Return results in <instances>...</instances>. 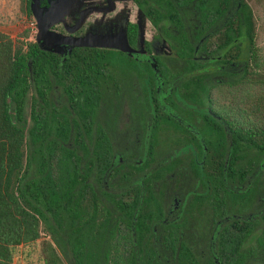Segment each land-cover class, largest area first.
Returning a JSON list of instances; mask_svg holds the SVG:
<instances>
[{
  "label": "trees",
  "instance_id": "obj_1",
  "mask_svg": "<svg viewBox=\"0 0 264 264\" xmlns=\"http://www.w3.org/2000/svg\"><path fill=\"white\" fill-rule=\"evenodd\" d=\"M130 1L170 54L61 55L0 31V264L40 225L42 264L61 262L52 243L69 264H264V123L218 96L264 87L250 7Z\"/></svg>",
  "mask_w": 264,
  "mask_h": 264
},
{
  "label": "rangeland",
  "instance_id": "obj_2",
  "mask_svg": "<svg viewBox=\"0 0 264 264\" xmlns=\"http://www.w3.org/2000/svg\"><path fill=\"white\" fill-rule=\"evenodd\" d=\"M112 0H105L100 6L92 5L81 10L78 17L69 20L67 12H71L74 6H82L81 0L74 5V0H62L69 2L65 10L61 9L46 18L33 7L31 14L27 15L19 9L18 0H0V31L11 38L41 40L46 47L59 48L60 43L66 44H94L113 48H126L123 43L122 32L126 21L132 20L138 23V40L134 50H143V39H150V47L154 53L170 54L171 50L167 43L153 30V27L145 19L142 12L130 0H113L114 12L108 14ZM250 7L254 23V44L256 47V59L260 65H264V0H245ZM90 3H95L92 0ZM98 4V2H97ZM52 13V12H51ZM104 14V16L102 15ZM107 15V16H105ZM91 18V20H90ZM71 24L65 29L62 23ZM26 31V35L22 33ZM57 42L58 45L54 44ZM129 50H133L129 47ZM221 108L240 109L247 111V123H264L262 107L255 109L254 105L264 103V87L257 84H247L242 88H220L218 93ZM236 100L239 106H233ZM234 101V102H233ZM49 234L43 225L39 228V237L34 248L27 247L29 254H18L14 258L15 264H42L45 255L44 243L51 241ZM53 247L60 257V264H69L66 257L61 255L60 249L54 244ZM26 249V248H25ZM22 249V250H25Z\"/></svg>",
  "mask_w": 264,
  "mask_h": 264
},
{
  "label": "flooded vegetation",
  "instance_id": "obj_3",
  "mask_svg": "<svg viewBox=\"0 0 264 264\" xmlns=\"http://www.w3.org/2000/svg\"><path fill=\"white\" fill-rule=\"evenodd\" d=\"M36 1V3L38 4V6H39V8L40 9H42V8H46L48 5H49V3L50 2H52L53 0H35ZM78 0H74V2H73V4L72 5H74L76 2H77ZM92 0H81V2H82V6H80V7H78V6H74L73 7V10L71 11V12H67V17H68V19L69 20H73V21H75V19L78 17V15L81 13V10H83L84 8H88L89 6H92V5H94V6H96V5H98V6H100V5H102L103 3H104V1L105 0H95V3L93 4V3H90ZM97 2H98V4H97ZM111 8L109 9V12H108V14H110V13H112V12H114V2H113V0L111 1ZM143 14V13H142ZM103 16H104V14H102ZM105 16H107V15H105ZM108 17V16H107ZM146 19V18H145ZM90 20H91V18H90ZM130 21H132V20H130ZM135 23H136V25H137V36H136V42H137V40H138V29H139V26H138V23L136 22V21H134ZM126 23V22H125ZM72 24V23H71ZM71 24H68V23H66V21L64 22V23H62L61 25H62V28L63 29H65V27H68V26H70ZM150 24V23H149ZM151 25V24H150ZM152 26V25H151ZM153 27V26H152ZM153 30H155L154 29V27H153ZM36 40V39H35ZM144 40V39H143ZM147 41H148V47H149V51H150V53H152V54H156V53H154L152 50H151V45H150V39H146ZM36 41H38V43L42 46V47H45V48H47L48 50H54V52H56V53H58V54H61V55H64L65 53H67V51H68V49H69V47L71 46V45H69V44H66V43H60L59 44V48H56V49H54V48H49V47H46L45 46V44L41 41V40H36ZM136 42H135V45H136ZM54 44H56V45H58L57 44V42H54ZM135 45L133 46V47H130V48H132L133 50H129L130 51V53L129 54H132V55H135V56H137V54L139 53L138 51L136 52V50H134V48H135ZM142 45H143V50L141 51L142 53H144L145 52V50H144V44H143V41H142ZM102 47V46H101ZM157 54H159V53H157ZM180 199V198H179ZM177 200H178V198L176 199H174V202H173V209H176V206H177ZM219 225V224H218ZM218 225H215V226H213V227H218ZM215 260V259H214ZM216 262H217V260H216ZM220 264V263H219Z\"/></svg>",
  "mask_w": 264,
  "mask_h": 264
},
{
  "label": "water",
  "instance_id": "obj_4",
  "mask_svg": "<svg viewBox=\"0 0 264 264\" xmlns=\"http://www.w3.org/2000/svg\"><path fill=\"white\" fill-rule=\"evenodd\" d=\"M68 3L69 2H62V0H53L52 2L49 3V5L46 7V8H42L40 9L38 4L36 3L35 0H30V10L32 11L33 7L35 9L38 10V12L42 15H45L46 18L50 17L51 15L50 14H54L56 11L58 10H65V8L68 6ZM52 12V13H51ZM122 36H123V43L125 44V47L126 48H118V49H121V50H126V51H129V46L125 40V35H124V31L122 32ZM71 45H90V46H99L98 44L97 45H94V44H71ZM108 47V46H106Z\"/></svg>",
  "mask_w": 264,
  "mask_h": 264
}]
</instances>
